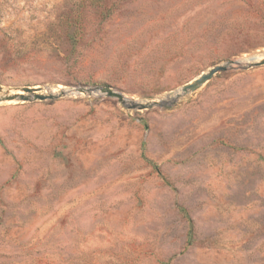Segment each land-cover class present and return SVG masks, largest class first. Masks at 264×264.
<instances>
[{"label": "rangeland", "instance_id": "rangeland-1", "mask_svg": "<svg viewBox=\"0 0 264 264\" xmlns=\"http://www.w3.org/2000/svg\"><path fill=\"white\" fill-rule=\"evenodd\" d=\"M264 0H0V264H264ZM4 91V92H5ZM0 91V95L4 94Z\"/></svg>", "mask_w": 264, "mask_h": 264}, {"label": "water", "instance_id": "water-1", "mask_svg": "<svg viewBox=\"0 0 264 264\" xmlns=\"http://www.w3.org/2000/svg\"><path fill=\"white\" fill-rule=\"evenodd\" d=\"M264 65V51L255 54L249 55L246 57L229 59L219 64H215L208 68L207 70L201 72L198 76L194 77L192 80L183 84L174 92L176 98L185 96L203 86L207 83L212 77L221 72L225 71L229 67H242L244 69L258 67ZM0 91L4 92L5 90L0 86ZM86 94V95H97V96H106L110 98L117 99L118 102L125 105L130 109L144 110L150 109L153 106H161L163 100H152V101H135L124 96L123 93L113 89L112 87L105 85H94V86H78V87H69L67 89L59 90L57 93H54L49 88L41 87H32V86H23L17 90V92H9L8 90L4 94L0 95L1 101H16V102H33V101H43L48 99H56L58 97L71 95V94Z\"/></svg>", "mask_w": 264, "mask_h": 264}]
</instances>
